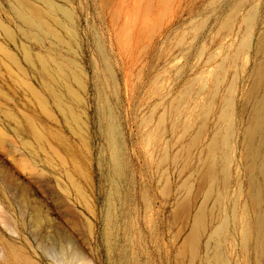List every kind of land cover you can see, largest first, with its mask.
<instances>
[{"label":"rangeland","instance_id":"obj_1","mask_svg":"<svg viewBox=\"0 0 264 264\" xmlns=\"http://www.w3.org/2000/svg\"><path fill=\"white\" fill-rule=\"evenodd\" d=\"M31 1L63 42L0 0V264H219L221 230L264 264L234 221L264 193V0Z\"/></svg>","mask_w":264,"mask_h":264},{"label":"bare ground","instance_id":"obj_2","mask_svg":"<svg viewBox=\"0 0 264 264\" xmlns=\"http://www.w3.org/2000/svg\"><path fill=\"white\" fill-rule=\"evenodd\" d=\"M37 1H39L38 3L41 2L46 7H48L50 11L55 10L54 6L50 2L46 0ZM17 2L27 11L28 16L32 18L31 20L35 27L45 31L48 35L54 37L58 41L63 42L58 30L51 25V20L53 17L52 13L44 10L43 7L37 5L31 0H17ZM5 33H8L7 30H5ZM26 58L27 60H30V54L27 53ZM70 93L74 98H78L74 92L70 91ZM35 94H37V97L39 98L40 95H38L37 92ZM39 100L42 104L44 103L43 99L39 98ZM114 132L115 127L109 125L110 137ZM151 139L152 141H156L157 135H153ZM196 141L197 138L194 139V142ZM260 171L264 176V159L260 167ZM208 179L212 180L214 186L219 187L221 181L217 177L216 167L214 165L205 167L200 174V180L202 183ZM189 203L190 200L182 201L174 211V215L179 216L180 214H188L190 207ZM250 205L251 209H253V212L255 213V217H251L248 208H244L242 211L236 210L234 212V221L237 225L242 226L246 244L250 240H255L257 254L264 260V193L259 191L251 200ZM206 228L207 217L205 211L202 210L196 215L194 219L192 231L189 234L182 249L179 251L180 256L187 255L191 260H194L197 257L200 248L201 237ZM222 236L223 232L221 230L216 238L217 247L215 259L219 264H230L224 253V243H222ZM244 264H246V261Z\"/></svg>","mask_w":264,"mask_h":264}]
</instances>
